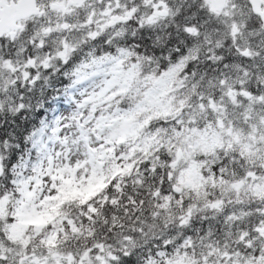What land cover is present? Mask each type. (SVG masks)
Returning a JSON list of instances; mask_svg holds the SVG:
<instances>
[{
	"label": "snow or ice",
	"instance_id": "1",
	"mask_svg": "<svg viewBox=\"0 0 264 264\" xmlns=\"http://www.w3.org/2000/svg\"><path fill=\"white\" fill-rule=\"evenodd\" d=\"M0 264H264V0H0Z\"/></svg>",
	"mask_w": 264,
	"mask_h": 264
}]
</instances>
